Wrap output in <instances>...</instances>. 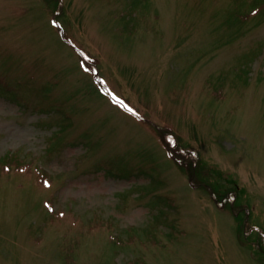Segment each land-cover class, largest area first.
<instances>
[{"label":"rangeland","instance_id":"1","mask_svg":"<svg viewBox=\"0 0 264 264\" xmlns=\"http://www.w3.org/2000/svg\"><path fill=\"white\" fill-rule=\"evenodd\" d=\"M0 264H264V0H0Z\"/></svg>","mask_w":264,"mask_h":264},{"label":"trees","instance_id":"2","mask_svg":"<svg viewBox=\"0 0 264 264\" xmlns=\"http://www.w3.org/2000/svg\"><path fill=\"white\" fill-rule=\"evenodd\" d=\"M160 136L163 137L165 142L168 144L169 153L174 160L183 167L185 171H188V174L190 175V179L192 180V183H195L197 181V178L195 177V171L198 166V155L195 151L192 152L190 148H184L180 144V139L175 134L174 135V141H176V145L172 146L174 141L168 140V133L163 128L159 129L156 127ZM222 202V201H219Z\"/></svg>","mask_w":264,"mask_h":264}]
</instances>
